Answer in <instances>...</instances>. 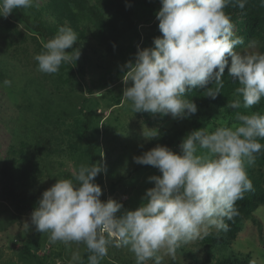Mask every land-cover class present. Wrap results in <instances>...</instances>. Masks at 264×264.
<instances>
[{
  "label": "clouds",
  "instance_id": "clouds-1",
  "mask_svg": "<svg viewBox=\"0 0 264 264\" xmlns=\"http://www.w3.org/2000/svg\"><path fill=\"white\" fill-rule=\"evenodd\" d=\"M159 2L162 7L156 19L162 36L153 39V47H138L134 62H126L121 69L126 70L125 85L131 82L124 88L123 98L132 102L135 113L189 119L198 107L186 94L209 89L214 83L216 90L209 91L208 97L215 99L223 88L226 68L229 77L241 85L228 107L248 109L264 98V54L235 50L243 38L235 35L231 17L224 11L230 4L244 9L247 0ZM32 4L33 0H0V17L7 18L14 10ZM77 39L70 27L60 26L34 57L38 70L55 74L62 63L75 64L80 58V52L73 49ZM249 47L255 48L256 42ZM3 84L10 86L11 81ZM236 119L239 124L232 127L190 132L181 141L179 154L157 144L133 157L136 164L161 173L148 178L154 187L146 190L135 210L124 209L112 198L101 200L102 188L95 178L106 171V165L91 163L79 167L75 182L58 179L42 193L31 213V224L37 232L49 234L51 244L61 242L70 248L73 242L83 243L91 253L88 264H101L109 246L128 248L136 264H162L159 252L174 256L182 243L197 238L208 226L227 231L225 218L238 215L236 202L253 190L245 162L253 164L255 154L264 150L260 143L264 115L237 113ZM147 130L142 133L145 139L159 137L158 129ZM200 149L206 152L198 154ZM25 226L28 228L27 223ZM70 264H81L78 252L72 254Z\"/></svg>",
  "mask_w": 264,
  "mask_h": 264
},
{
  "label": "trees",
  "instance_id": "trees-1",
  "mask_svg": "<svg viewBox=\"0 0 264 264\" xmlns=\"http://www.w3.org/2000/svg\"><path fill=\"white\" fill-rule=\"evenodd\" d=\"M41 1L40 4H37V1L33 0L30 8L14 10L7 18L0 17V34L3 39L8 40L13 35H19L17 27L21 25L26 34L41 44L39 48L41 51H43V45L57 34L60 26L70 27L77 34V43L73 45V49L80 52V58L75 64L62 63L57 73L50 74L53 76V87L51 88L52 90L59 88L58 90L65 91L64 97L69 95L67 104L73 107L72 110H74L77 118L75 120L74 131L76 133L73 147L78 151L82 165L100 163L99 121H93L92 113L84 108L85 102L89 97L97 107L98 100H101L108 109H115L122 104L120 103L119 89L114 87V84L124 78L126 70L122 71L121 69L126 62L130 60L134 62L138 47L140 49L153 47V39L162 36L158 28L159 21L156 19L160 2L159 0ZM126 4L130 7H126ZM224 11L231 17L235 35L243 38V44L238 45L235 50L241 54H264V5L261 4V0H247L244 9H240L235 4H230ZM85 21L89 23L90 28L83 26ZM142 27L148 29H141ZM252 41L256 42L255 48L249 47ZM88 42H92L104 58L115 57L117 54L116 57L119 60L118 64L113 66L98 65L95 67L100 69V73L95 79L87 75L89 67H91L90 57L87 55L89 51ZM73 49L67 51L71 52ZM207 87L209 89L197 88L186 94V98L197 105L198 112L191 118L184 119V124L174 131L166 129L167 127H164L165 129L160 127L159 137L152 140V148L159 144L176 151L181 138L186 137L194 130L205 128L210 133L218 127L238 125L237 113L264 115V98L248 109L243 107L232 109L227 106L237 98L236 89L241 87L238 82L229 77L227 68L223 77V88L220 89V94L215 99L208 97V92H215L216 85L212 83ZM33 90L36 91L37 96V88L35 87ZM47 104L44 109L41 108L35 113L41 120L50 122V112H54L55 106H53L52 101ZM56 123L59 126L67 125L63 118L58 121L56 119ZM178 123L180 124V121ZM107 131L106 129L103 133ZM66 134L68 132L64 130V136ZM61 140H64L62 143L65 142L66 144L68 137L66 136ZM260 143L264 144V140H260ZM21 155L24 156V152ZM255 157L253 164L245 162L247 176L252 182L253 190L245 193L244 198L236 202L238 215L232 220L225 218L224 222L228 224V230L224 231L217 228L213 232L202 234L192 246L198 254L192 250L186 251L185 247L180 246L175 253L184 256L185 259L172 256L168 260L163 259L162 264H252L248 256L233 252L231 245L237 240L247 220L256 226L259 233L262 231V223L254 213L259 207L264 206V180L259 177L257 172L264 168V150L255 154ZM22 163L24 164V161ZM78 169L77 167L76 172ZM19 173L9 165L0 169L2 200L10 207L11 217L16 222H20L25 214L33 212L42 195L19 190L18 180L28 177L27 175H19ZM127 176L128 174L121 175L115 181L118 180L117 184L125 182L128 179ZM104 178L103 173L95 178V182L101 186L102 190ZM114 182L109 184L110 194L114 192ZM101 200L105 201L103 194ZM46 237L45 234L38 232L28 242L22 244L18 254L23 264H53L51 252L50 255L41 256L38 254L47 245L45 243ZM81 246L79 252L81 264H88V257L91 253L83 243ZM66 248L63 247L62 252H66ZM197 255H201L200 258ZM58 256L60 257V254ZM122 259L124 260V257ZM121 262L118 260L119 264H126L124 261ZM63 264H70V262ZM101 264L115 263L104 258ZM148 264H154V261H149Z\"/></svg>",
  "mask_w": 264,
  "mask_h": 264
},
{
  "label": "rangeland",
  "instance_id": "rangeland-1",
  "mask_svg": "<svg viewBox=\"0 0 264 264\" xmlns=\"http://www.w3.org/2000/svg\"><path fill=\"white\" fill-rule=\"evenodd\" d=\"M36 1L37 4L42 2L41 0ZM161 7L160 4L159 10ZM83 26L90 28L87 21L83 22ZM141 29L148 28L142 27ZM17 30L19 35H13L8 40L3 39L0 34V169L5 165L12 166L20 172L19 175L28 176L18 180L19 190L42 194L58 179L68 178L75 181L76 169L82 165V159L73 147L77 118L72 110L73 107L67 104L69 95L64 97L65 91L58 90L59 88L52 90L53 76L38 70V63L34 57L42 52L39 49L41 44L26 34L21 25H18ZM88 43L87 55L90 57L91 67H89L87 75L95 79L100 73V69L95 67L98 65L113 66L118 64L119 60L116 57L117 54L115 57L104 58L92 42ZM5 80L11 81V85L5 86L3 84ZM126 86H131V82L125 85L123 78L114 84V87L119 89L120 103H122L115 109H108L101 100H98L96 107L89 97H87L84 108L92 113L94 122L99 121L100 163L106 165V171L103 172L105 178L102 190L105 201L112 198L121 202L124 209L135 210L140 206L141 198L146 190L154 187V183L149 182L148 178L161 175L158 169L139 165L133 161V157L142 155L153 146L152 140L149 141L143 137V130L146 132L147 129H158L160 132L161 129L167 127L166 129L174 131L184 122L183 120H174L170 114L161 116L146 112L135 113L132 102L123 98ZM35 87L37 96L36 91L33 90ZM51 101L55 106L53 114L50 112L51 121L41 120L35 112L41 108L44 109ZM63 111H65L64 114ZM62 118L64 123H67L66 126H59L56 123V119L58 121ZM164 122L166 123L164 124ZM106 129L108 131L103 133ZM64 130L68 132L65 136ZM66 136L68 142L65 144L61 139ZM179 145L174 151L177 154L180 153ZM23 152L24 156H20ZM204 152L206 150L200 149L198 154ZM257 172L259 177L264 180V168ZM127 174L128 179L117 184L116 178ZM110 182L115 184L114 192L111 194L109 193L111 192ZM11 214L10 207L2 200L0 193V264H23L18 254L20 248L23 243L28 242L38 232L35 225L31 224V213L25 214L20 222L14 221ZM254 214L262 223L261 233L257 231L256 226L250 220H247L237 240L232 243L231 250L248 256L254 264H264V206L259 207ZM26 223L28 228L25 226ZM216 229L215 226H208L206 230H201L199 236ZM45 235L47 236L45 238L47 245L38 254L41 256L50 255L51 252L53 264L70 262L72 254L79 253L82 248L81 243L75 242L71 244L70 248L61 242L51 244L49 234L45 233ZM197 238L182 243L181 246L185 247L186 251H194L192 246ZM63 247H67L66 252H62ZM108 251L110 253L105 258L115 264H119L118 260L124 261L126 264H136L134 254L126 247L109 246ZM194 253L198 254L197 251ZM159 254L165 260L173 256L165 254L164 251ZM174 256L182 260L185 259L184 256H179L176 253ZM200 256L198 257L200 258Z\"/></svg>",
  "mask_w": 264,
  "mask_h": 264
}]
</instances>
